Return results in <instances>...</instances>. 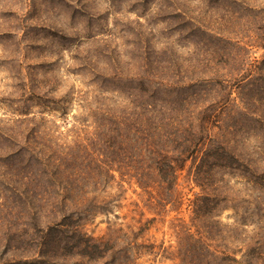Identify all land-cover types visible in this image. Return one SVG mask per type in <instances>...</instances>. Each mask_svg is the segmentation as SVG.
<instances>
[{
    "label": "rangeland",
    "instance_id": "rangeland-1",
    "mask_svg": "<svg viewBox=\"0 0 264 264\" xmlns=\"http://www.w3.org/2000/svg\"><path fill=\"white\" fill-rule=\"evenodd\" d=\"M151 67L156 73L159 67L163 78L211 81L205 98L224 102L216 122L231 132L227 141L242 162L264 170V0H0V264H17L40 251L27 238L38 237L36 226L46 222L50 207L42 206L40 196L51 190L50 183L25 177L15 151L62 152L75 145V125L83 127L76 120L88 116L86 104L98 94L92 80L140 78ZM105 94L113 103L123 96ZM23 113L34 117V128L19 126ZM179 181L181 215L188 218L189 199L200 189L186 172ZM224 185L229 206L232 198L236 206H264V181L249 172L226 174ZM25 189L38 193L40 206L20 194ZM100 196L115 202L86 225L94 237H102L111 223L138 218L136 206L145 218L154 216L135 185L114 182ZM177 216L175 210L157 216L145 233L157 247L143 251L137 264H179L160 248L175 244L171 222Z\"/></svg>",
    "mask_w": 264,
    "mask_h": 264
},
{
    "label": "trees",
    "instance_id": "trees-1",
    "mask_svg": "<svg viewBox=\"0 0 264 264\" xmlns=\"http://www.w3.org/2000/svg\"><path fill=\"white\" fill-rule=\"evenodd\" d=\"M155 69L158 73L140 78H94L98 94L86 104L88 116L76 120L83 127L75 125V145L62 152L48 147L15 151L24 176L46 179L51 188L40 195L42 206H50L43 215L46 222L36 226L38 237L27 238L40 251L17 264H137L143 251L157 247L145 233L158 215L168 216L173 210L179 215L171 222L175 244L160 248L179 264H264V206H236L235 198L229 206L224 185L226 174L242 171L264 181V170L242 162L227 141L231 132L216 122L217 107L224 102L218 96L205 98L211 81L204 76L172 80ZM110 92L122 93V100L113 103L105 94ZM28 115L17 120L20 127L34 128V117ZM185 172L200 189L189 199L188 218L181 215L180 206L184 194L179 180ZM114 182L140 188L154 216L145 218V211L136 206L138 218L111 223L102 237H94L86 225L97 214L110 212L115 201L100 192H107ZM28 191L20 194L26 198ZM36 197L38 193L29 195L40 206ZM226 211L231 214L225 220ZM33 216L35 221L39 218L37 211Z\"/></svg>",
    "mask_w": 264,
    "mask_h": 264
}]
</instances>
